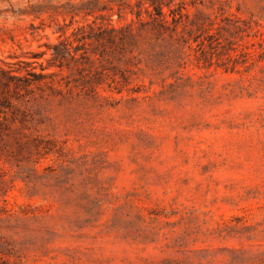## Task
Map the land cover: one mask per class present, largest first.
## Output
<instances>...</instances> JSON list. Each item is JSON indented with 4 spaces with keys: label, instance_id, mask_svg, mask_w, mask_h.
Instances as JSON below:
<instances>
[{
    "label": "rangeland",
    "instance_id": "obj_1",
    "mask_svg": "<svg viewBox=\"0 0 264 264\" xmlns=\"http://www.w3.org/2000/svg\"><path fill=\"white\" fill-rule=\"evenodd\" d=\"M0 264H264V0H0Z\"/></svg>",
    "mask_w": 264,
    "mask_h": 264
}]
</instances>
